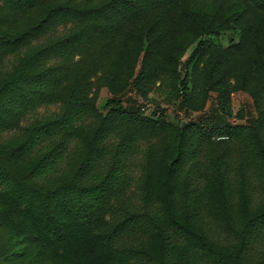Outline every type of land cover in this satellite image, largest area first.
<instances>
[{"label": "trees", "instance_id": "1", "mask_svg": "<svg viewBox=\"0 0 264 264\" xmlns=\"http://www.w3.org/2000/svg\"><path fill=\"white\" fill-rule=\"evenodd\" d=\"M51 1L43 18L31 28L13 36L0 33V52L10 53L38 41L59 24L73 25L69 32L53 34L44 44L32 47L13 73L0 80L2 128L16 126L28 111L42 104L60 103L58 112L32 120L17 148L0 152V186L15 194L23 210L29 212L24 225L28 230L32 228L36 237L47 235L55 241L62 240L75 228L92 227L93 215L105 199L116 194L130 177V163L125 154L131 155V147L139 138L131 124L137 122L141 109L145 108L138 106L128 94L135 90L143 95L149 85L162 74L167 76L176 65L180 71H187L204 46L202 36H214L221 30H237L239 37L237 40L230 37L225 47H212L208 58L196 70L192 68L188 75L185 73L179 89L173 91L172 98L180 99V108L186 113L204 109L210 93L215 98L206 114L198 115L194 123L179 125L181 136L173 148L170 166L177 171L184 162L193 164L201 148L205 149L208 172L217 177L227 198L228 156L240 147L246 151L252 173L258 174L259 180L264 179V87L257 90L248 86L264 66L257 50L264 13L257 5L234 8L228 20L214 23L205 13L194 12L189 7L190 0H99L96 4L94 0ZM3 2L26 9L37 3L47 4L46 0ZM259 4L264 8V0ZM188 36L198 40L189 55L179 60L178 49L186 45ZM101 88L109 93L104 116L95 107ZM237 89L252 98L254 115L233 113L231 91ZM151 110L155 115V109ZM158 114L156 121L145 119V126L161 127L163 112ZM233 115L236 120L245 118V121L233 122ZM116 122L124 138L121 153L116 148L108 149L110 145L104 142ZM83 126L87 127L89 145L72 150L66 174L37 183L45 175L56 172L62 160L61 148ZM190 127L193 133L186 138L185 130ZM44 139L54 143L45 147L46 153L28 172L17 173L12 167L13 160L30 152ZM142 164L145 179L142 204L121 201L119 209L110 211L103 235L107 245L117 247L127 245L133 236L156 234L160 241L159 256L166 260L170 237L162 212L154 208L150 199L149 165L146 161ZM184 190L183 199L190 211L196 191ZM244 194L249 198L251 192L246 188ZM263 229L264 211L245 225L243 240H250ZM176 232L181 238L188 236L182 226H177ZM124 237L126 241L122 243ZM240 248L239 253L245 249L243 244ZM214 252H221L230 260L228 250ZM132 254L131 250L121 252L122 258ZM137 254L148 263L157 260L148 253Z\"/></svg>", "mask_w": 264, "mask_h": 264}, {"label": "rangeland", "instance_id": "2", "mask_svg": "<svg viewBox=\"0 0 264 264\" xmlns=\"http://www.w3.org/2000/svg\"><path fill=\"white\" fill-rule=\"evenodd\" d=\"M189 7L196 13H205L210 21L222 23L228 20L234 8L257 5L264 13L260 0H190ZM47 4L37 3L31 8L6 5L0 0V33L17 35L37 24L45 15ZM99 0H94V4ZM234 14V13H233ZM261 32L257 38V50L264 59V21ZM73 29L70 23H62L46 32L38 41H34L23 48L10 52H0V80L10 76L22 57L34 46L44 44L47 38L60 32H69ZM232 37L238 39V31L233 29L221 30L217 35H203V48L195 55L187 71H180L176 65L169 74H162L157 81L149 85L143 95L131 91L128 96L135 99L141 109L139 121L131 124L138 133L136 147H131V155L125 154L129 159L131 173L129 180L122 184L116 194H110L93 215L94 224L89 230L75 228L69 232L66 239L56 240L47 235H39L24 225L29 219V212L23 210L15 194L7 193L0 186V264H254L264 262V229L255 234L248 241L243 240V230L248 221L255 215L264 211V179L259 180L258 174L252 173L251 162L246 151L240 147L233 149L228 156L225 186L228 188V197L224 198L223 187L209 173V164L205 149L197 155L193 164L184 162L180 169L175 171L171 165L173 148L180 138L179 125L190 124L196 121L198 115L207 113L210 103L214 101L215 94L210 93L204 109L198 112H184L180 108V99H173L174 89H179L182 78L190 70L197 69L208 56L214 46L225 47ZM186 45L178 49V59H185L194 48L198 37L188 36ZM234 82V80H230ZM249 88L261 90L264 87V66L261 72L252 79ZM93 91V89H92ZM109 97L106 88L98 92L95 107L103 116L107 110L104 108ZM125 105V103H123ZM231 106L234 114L245 117L254 115L252 98L243 90L231 91ZM60 103L42 104L21 118L12 128L0 127V152L17 148L32 120L36 117L58 112ZM155 109V115L151 114ZM163 112V125L159 128L147 127L145 119L156 121L159 112ZM88 122L90 119L87 120ZM245 118L235 122H244ZM86 126L79 128L71 141L66 143L62 150V160L52 175H45L37 183H44L48 177H63L71 165V153L76 146L87 147L89 136L85 132ZM183 128V127H182ZM119 122L104 139L108 149L122 152L124 138ZM192 127L185 130V137L192 135ZM57 140H55L56 143ZM204 142V141H203ZM53 140L44 139L38 146L22 157L13 160L12 167L17 173L28 172L46 153L45 147L52 145ZM237 145V142H236ZM119 156V155H118ZM147 162L150 168L148 182L150 199L155 209L162 212L166 232L170 237L167 248V258L162 260L159 256L160 241L156 234L137 235L128 239L127 245L111 246L105 243L104 223L110 216V211L120 208V202H131L141 205L145 179L142 176ZM248 168V170L246 169ZM246 180V184L244 180ZM196 191L192 197L193 205L190 211L186 209L183 199L184 189ZM251 192L249 198L245 197L244 190ZM177 226H182L187 237L177 235ZM26 228V229H25ZM68 228L71 226L68 224ZM245 231V230H244ZM122 243L126 238H122ZM245 249L239 253V248ZM217 249L228 250L230 260H226ZM123 250H131L132 256L123 257ZM241 250V248H240ZM148 253L157 257L156 262L148 263L137 253ZM227 261L224 263V261Z\"/></svg>", "mask_w": 264, "mask_h": 264}, {"label": "built area", "instance_id": "3", "mask_svg": "<svg viewBox=\"0 0 264 264\" xmlns=\"http://www.w3.org/2000/svg\"><path fill=\"white\" fill-rule=\"evenodd\" d=\"M231 121L235 122L236 118L234 117V115L231 117Z\"/></svg>", "mask_w": 264, "mask_h": 264}]
</instances>
